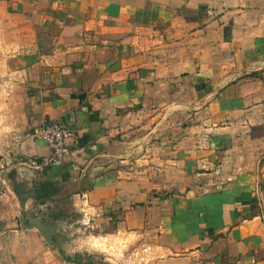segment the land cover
Instances as JSON below:
<instances>
[{
	"label": "crops",
	"instance_id": "obj_1",
	"mask_svg": "<svg viewBox=\"0 0 264 264\" xmlns=\"http://www.w3.org/2000/svg\"><path fill=\"white\" fill-rule=\"evenodd\" d=\"M177 1L0 0L4 182L11 169L32 186L25 210L55 204L70 226L137 234L152 264H264L253 176L188 184L217 168L247 119L264 135V102ZM47 122L70 131V157L19 171L49 155Z\"/></svg>",
	"mask_w": 264,
	"mask_h": 264
},
{
	"label": "rangeland",
	"instance_id": "obj_2",
	"mask_svg": "<svg viewBox=\"0 0 264 264\" xmlns=\"http://www.w3.org/2000/svg\"><path fill=\"white\" fill-rule=\"evenodd\" d=\"M184 2L178 0L175 4L190 12L188 21L191 16L198 19L197 27L202 31L198 37L200 44L221 45L222 58L231 61L228 66L224 64L231 80L243 81L248 91L257 94L254 99L264 102V0H198L191 9ZM223 41L227 44H222ZM215 52L221 54L217 48ZM245 122L238 140L227 149L217 168L189 179L188 184L193 181L200 191L224 189L242 177L244 182L247 174L252 175L250 180L258 191L264 227V135L259 136L258 121ZM252 126L256 130L250 135ZM10 166L5 165L4 172ZM6 172V182L0 185V264H74L76 251L80 252L83 264L155 261L156 255L143 246V239L137 234L117 232L109 226L84 228L79 223L70 226L63 216L59 215L57 220L52 216L61 210L55 204L46 203L39 208L28 203V209L22 211L20 199L31 195L32 186L27 185L26 179L20 181L19 172L11 169ZM26 214L52 227L49 233L54 242H49L35 226L28 225Z\"/></svg>",
	"mask_w": 264,
	"mask_h": 264
},
{
	"label": "built area",
	"instance_id": "obj_3",
	"mask_svg": "<svg viewBox=\"0 0 264 264\" xmlns=\"http://www.w3.org/2000/svg\"><path fill=\"white\" fill-rule=\"evenodd\" d=\"M39 135L49 146V155L40 160L27 159L19 162V165H23L31 170L42 171L44 168L62 163L70 157V150L66 141L71 134L64 124L60 122H47L40 127ZM3 171L4 169L0 168V185Z\"/></svg>",
	"mask_w": 264,
	"mask_h": 264
},
{
	"label": "water",
	"instance_id": "obj_4",
	"mask_svg": "<svg viewBox=\"0 0 264 264\" xmlns=\"http://www.w3.org/2000/svg\"><path fill=\"white\" fill-rule=\"evenodd\" d=\"M19 166V171H21L22 169L23 170H30L29 168H26L25 166L23 165H18ZM0 168H3L0 166ZM4 175H5V172L3 171L2 175H1V185L3 186L5 184L4 182ZM20 202H21V206H22V210H25V206H24V198H21L20 199ZM25 218H26V221H27V224L30 225V226H35L36 228L39 229V231L41 233H44V237L49 241V242H54V238H51L50 236V233H49V230H51V228L45 224L42 223V221L40 220V218H37V217H30L29 215H25Z\"/></svg>",
	"mask_w": 264,
	"mask_h": 264
},
{
	"label": "trees",
	"instance_id": "obj_5",
	"mask_svg": "<svg viewBox=\"0 0 264 264\" xmlns=\"http://www.w3.org/2000/svg\"><path fill=\"white\" fill-rule=\"evenodd\" d=\"M74 264H83V260L80 255H77L76 258L73 260Z\"/></svg>",
	"mask_w": 264,
	"mask_h": 264
}]
</instances>
